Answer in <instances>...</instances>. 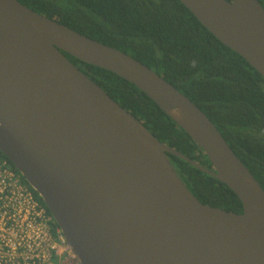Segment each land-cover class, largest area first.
Returning <instances> with one entry per match:
<instances>
[{
    "label": "water",
    "instance_id": "obj_1",
    "mask_svg": "<svg viewBox=\"0 0 264 264\" xmlns=\"http://www.w3.org/2000/svg\"><path fill=\"white\" fill-rule=\"evenodd\" d=\"M264 78L259 0H179ZM64 53L147 95L213 170L159 142ZM0 151L80 264H264V189L188 97L132 56L0 0ZM167 153L225 184L243 213L203 205Z\"/></svg>",
    "mask_w": 264,
    "mask_h": 264
},
{
    "label": "trees",
    "instance_id": "obj_2",
    "mask_svg": "<svg viewBox=\"0 0 264 264\" xmlns=\"http://www.w3.org/2000/svg\"><path fill=\"white\" fill-rule=\"evenodd\" d=\"M18 1L153 69L201 109L264 189V78L211 34L179 0ZM259 1L264 8V0ZM64 55L139 119L159 142L213 170L202 149L137 87L109 71ZM166 155L203 205L243 213L242 203L225 184L177 156ZM0 159L9 161L1 151Z\"/></svg>",
    "mask_w": 264,
    "mask_h": 264
},
{
    "label": "built area",
    "instance_id": "obj_3",
    "mask_svg": "<svg viewBox=\"0 0 264 264\" xmlns=\"http://www.w3.org/2000/svg\"><path fill=\"white\" fill-rule=\"evenodd\" d=\"M51 213L0 159V264H80Z\"/></svg>",
    "mask_w": 264,
    "mask_h": 264
}]
</instances>
